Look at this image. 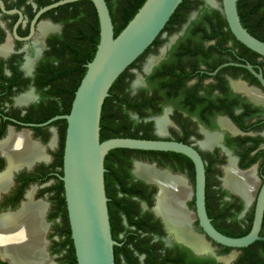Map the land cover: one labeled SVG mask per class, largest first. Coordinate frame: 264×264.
<instances>
[{
    "label": "flooded vegetation",
    "instance_id": "flooded-vegetation-1",
    "mask_svg": "<svg viewBox=\"0 0 264 264\" xmlns=\"http://www.w3.org/2000/svg\"><path fill=\"white\" fill-rule=\"evenodd\" d=\"M56 1L0 0V144L11 134L26 132L44 153V158L28 162L20 157L18 162L22 164L11 168L0 148V175L10 172L8 186L0 189V215L17 213L31 191L34 201L46 203L47 256L42 264H66L71 254L65 233L67 203H63V193L57 188L63 170L59 162L65 121L50 120L67 114L59 112L69 105L75 75L61 76L71 51L65 45L64 24L58 20L60 11L54 10L57 7L34 22L43 7ZM200 1L197 8L182 10L152 43L143 60L130 70L134 76L125 91L136 106L132 109L124 104L122 113L128 114L134 127L147 130L152 137L183 142L200 153L206 167L208 215L220 232L241 237L251 231L264 185V85L248 67L264 77V56L237 42L228 27L225 33L204 20L211 15L215 19L212 9H220L209 0ZM255 16L254 20L258 18ZM43 23L51 26L45 34L40 29ZM254 30L258 37H264V19ZM162 120L164 127L160 128ZM152 151L130 155L132 181L141 180L151 186L144 188L148 194L155 187L152 204L144 200L140 203L142 212L150 211L153 216L155 233L151 243H163L173 254L178 253L176 247H185L191 255L217 264H264V240L241 248L212 241L216 256L197 255L183 243L193 247L189 243L192 240L181 236L177 239L172 232L173 239L168 242V223L143 208V202L154 205L158 186L136 174L138 164L182 179L187 194L181 208L191 216L185 229L208 246V251L201 253L211 251L203 240L205 233L196 214L193 160L179 152ZM232 173L244 175L243 182L236 184L228 179ZM124 223L127 225L126 218ZM260 235L264 237V216ZM166 252L154 251L158 254L155 261L159 263ZM134 253L139 264H148L147 253ZM121 262L128 264L125 256ZM0 264L13 262L0 252Z\"/></svg>",
    "mask_w": 264,
    "mask_h": 264
},
{
    "label": "water",
    "instance_id": "water-1",
    "mask_svg": "<svg viewBox=\"0 0 264 264\" xmlns=\"http://www.w3.org/2000/svg\"><path fill=\"white\" fill-rule=\"evenodd\" d=\"M75 1L79 0H59L46 5L38 12L34 22L42 13ZM91 1L97 9L101 27L97 52L93 60L87 64V71L76 90L70 112L57 115L50 120L66 119L67 121L63 174L60 175V179L64 182L69 223L78 264H116L115 245L121 243L113 238L105 184V159L109 151L116 148L174 151L185 154L193 160L196 168V214L205 233L202 235L203 240L209 244L211 251L201 253L188 243L180 242L186 244L197 255L216 256L212 241L231 248H241L256 240H264L260 235L264 216V185L258 197L251 231L241 237L228 236L214 226L208 215L205 162L194 147L166 139L113 137L101 141L102 110L112 85L152 45L183 0H146L117 36L107 1ZM214 1L216 4L213 6L224 13L235 37L264 56V41L244 27L238 11V0ZM248 67L264 85L263 75L251 66ZM138 163L140 162L136 165ZM146 181L157 185L158 193L154 205L150 207L143 202V208L150 209L162 217L167 225V220L156 211L161 186L157 181L149 179ZM168 231V242L171 243L173 237L170 228ZM206 235L211 240H208Z\"/></svg>",
    "mask_w": 264,
    "mask_h": 264
},
{
    "label": "trees",
    "instance_id": "trees-1",
    "mask_svg": "<svg viewBox=\"0 0 264 264\" xmlns=\"http://www.w3.org/2000/svg\"><path fill=\"white\" fill-rule=\"evenodd\" d=\"M106 1L110 8L115 26V35L117 36L135 16L146 0ZM200 3V0H183L165 28L168 27L170 22H173L174 19L180 16L182 10L197 8ZM263 7L264 0H238V11L241 21L244 27L256 37H258V35L254 32V28L257 27L258 24L260 25L264 19ZM56 9L60 11L58 20L64 24L66 48H69L71 51V55L67 59L68 62L64 63L63 67L66 68H62L61 76L68 77L70 74L75 75V79L73 78L75 87L72 90L69 105L65 110L59 112L60 114L69 113L71 110L76 90L87 71V64L93 60L97 52L101 38V27L97 9L91 0H79L67 3L60 5L54 10ZM212 14L216 16V21L212 15L204 20L210 22L209 24L215 25V27L218 26L220 31H225V33L228 32L225 27H228V30L231 31L224 13L220 10L212 9ZM256 14L258 18L254 20V17H257L255 16ZM205 16L206 15H204V17ZM199 22L201 23L203 21ZM232 36L237 42H240L234 34H232ZM258 38L264 41V37ZM149 48L150 46L112 85L110 95L106 98L102 110L101 141L113 137L156 139L148 134L147 130L143 132L141 129L134 127V121L128 117V114L122 113L124 104L132 109L136 106L132 97L129 96L128 91H125V89L129 87L130 79L134 76V73L130 70L135 65H138L140 60H143L142 58H144L145 54L149 51ZM147 100L148 98L146 101ZM60 121H65V126L61 131L62 144L59 162L60 166L63 167L67 123L65 119H60ZM134 152L149 153L154 151L116 148L110 150L105 159V184L106 193L109 198L108 207L112 234L113 238L121 243L120 245H115L116 264H122L121 261L124 256L128 264H139V260L134 253L135 251L147 253L148 264H217L212 259H201L191 255L189 249L185 247H176L175 249L178 250V253L173 254L170 248L164 247L163 243H151L152 235L155 233L154 223L151 221L153 216L150 211L142 212L140 203L141 200H144L152 204L151 192H154L155 187L152 186L151 189L153 191L148 194L145 189L151 186L145 184L141 180L136 182L132 181L133 175L130 170V155ZM61 174H63V170H61ZM57 188L60 193H63L62 201L66 203L64 182L61 179H59ZM66 217L68 225L67 231H65L67 235L66 244L71 245V254L68 256L66 264H78L68 215ZM125 218L127 220V225L124 223ZM156 221L158 222V220ZM122 234L123 236H121ZM161 249H166L167 252L158 263L155 261V256L158 257V254H153V252Z\"/></svg>",
    "mask_w": 264,
    "mask_h": 264
},
{
    "label": "bare ground",
    "instance_id": "bare-ground-1",
    "mask_svg": "<svg viewBox=\"0 0 264 264\" xmlns=\"http://www.w3.org/2000/svg\"><path fill=\"white\" fill-rule=\"evenodd\" d=\"M213 5L214 0H209ZM41 33L45 34L51 30V26L43 23L40 26ZM153 60V59H152ZM152 60L147 67L151 65ZM160 128L164 127V121H160ZM55 139L52 140V144ZM3 153L8 157L11 168L15 167L23 157L24 162L28 159H42L44 153L42 148L33 143L28 133L11 134L0 144ZM19 164H22L20 162ZM10 172L0 175V189L6 188L9 183ZM136 174L145 179L159 182L161 192L158 196L156 211L167 220L170 231L174 235L189 238L193 247L200 252L208 251V246L201 238L192 235L188 229L190 218L186 216L182 208L187 194V189L182 179L170 177L167 173L156 172L147 165H137ZM244 176V175H243ZM240 174H230L228 179L234 183H242L243 177ZM33 192L28 195L29 200L25 201L22 208L15 214L0 215V252L3 256L9 257L13 264H42L46 259L44 247L45 232L47 225L44 222V214L47 205L42 200L34 201ZM182 207V208H181ZM182 231V232H180ZM188 232V233H187ZM178 239V237H177Z\"/></svg>",
    "mask_w": 264,
    "mask_h": 264
},
{
    "label": "rangeland",
    "instance_id": "rangeland-1",
    "mask_svg": "<svg viewBox=\"0 0 264 264\" xmlns=\"http://www.w3.org/2000/svg\"><path fill=\"white\" fill-rule=\"evenodd\" d=\"M151 61V60H150ZM137 75H139V74H137Z\"/></svg>",
    "mask_w": 264,
    "mask_h": 264
}]
</instances>
